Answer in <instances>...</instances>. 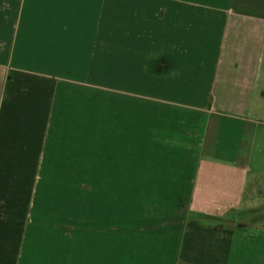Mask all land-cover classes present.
I'll return each instance as SVG.
<instances>
[{
  "label": "crops",
  "instance_id": "crops-1",
  "mask_svg": "<svg viewBox=\"0 0 264 264\" xmlns=\"http://www.w3.org/2000/svg\"><path fill=\"white\" fill-rule=\"evenodd\" d=\"M0 264H264V0H0Z\"/></svg>",
  "mask_w": 264,
  "mask_h": 264
}]
</instances>
